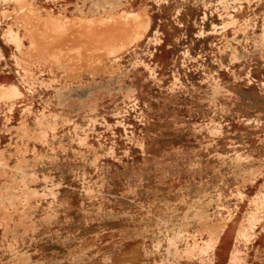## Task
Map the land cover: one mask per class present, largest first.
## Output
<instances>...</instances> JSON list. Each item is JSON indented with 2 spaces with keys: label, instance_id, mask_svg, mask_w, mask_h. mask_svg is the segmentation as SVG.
I'll return each mask as SVG.
<instances>
[{
  "label": "rangeland",
  "instance_id": "374dc122",
  "mask_svg": "<svg viewBox=\"0 0 264 264\" xmlns=\"http://www.w3.org/2000/svg\"><path fill=\"white\" fill-rule=\"evenodd\" d=\"M0 264H264V0H0Z\"/></svg>",
  "mask_w": 264,
  "mask_h": 264
}]
</instances>
